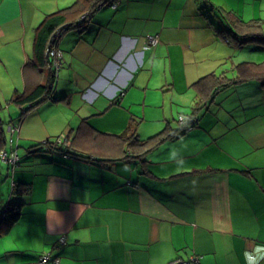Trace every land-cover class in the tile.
Wrapping results in <instances>:
<instances>
[{
	"label": "crops",
	"instance_id": "obj_1",
	"mask_svg": "<svg viewBox=\"0 0 264 264\" xmlns=\"http://www.w3.org/2000/svg\"><path fill=\"white\" fill-rule=\"evenodd\" d=\"M118 1L61 35L57 99L22 115L30 101L14 98L51 69L27 66L36 28L62 0H0L1 152L20 156L16 164L0 158V211L13 198L21 203L20 219L0 236L12 238L0 239V264H32L45 251L59 264H170L193 255V264H264V84L251 78L212 98L193 85L213 72L235 76L246 44L217 32L205 6L237 7ZM241 4L242 19H262L252 1ZM257 59L245 60L264 55ZM176 114L191 121L186 131L124 156L120 135L144 138L140 122L149 119L160 120L157 133L163 122L176 128ZM60 137L91 158L45 144ZM7 190L16 196L6 200Z\"/></svg>",
	"mask_w": 264,
	"mask_h": 264
},
{
	"label": "trees",
	"instance_id": "obj_2",
	"mask_svg": "<svg viewBox=\"0 0 264 264\" xmlns=\"http://www.w3.org/2000/svg\"><path fill=\"white\" fill-rule=\"evenodd\" d=\"M118 0H75L72 4L65 6L49 12L45 15L41 23L36 28V36L34 42V55L27 63V66L36 65L42 66L49 63L51 67L47 74V79L43 83H37L28 87L29 90L17 95L14 100L17 103H23L30 101V106L27 109H23L22 115H24L27 110H30L38 102L51 98L57 99L55 92V82L56 74L55 70L52 68L51 60L47 53V48L51 37L57 32L56 35H62L64 32L71 28L81 29L85 27L83 19H80L81 15L85 12H89L88 18H90L97 9L106 4H113ZM210 10L219 9L222 12V16L231 20L227 29L219 28V32L223 37H226L227 41L235 43V45H244L251 42H256L264 46V33L261 30L262 22L261 19H249L245 20L238 16L235 12L231 10H226L224 7L209 5ZM208 7L207 5L205 8ZM206 9V10H207ZM223 11L227 12L226 15ZM206 13V12H205ZM207 17L209 13L207 12ZM233 22V23H232ZM226 30V31H225ZM157 36V35H156ZM236 74L233 77H229L225 74L209 73L199 80H196L193 85L196 86L199 93H205V95L214 97L217 91L235 83L246 81L251 78H258L264 84V60L261 62L243 60L236 63ZM210 93V94H209ZM188 127L191 125V121L186 124ZM185 127L187 128V126ZM173 128L168 125L162 131L155 133L146 138H140L136 133H127L120 135L123 140L127 143L126 151H124L127 158L128 157H138L144 155L146 152L153 150L159 146L162 142L179 136L181 133L187 129ZM6 143V136L3 129V120L0 116V152ZM45 144H49L50 147L61 150L63 152H68L75 156L91 158V155L81 153V151L73 144V142L66 143L59 142V139L54 141H45ZM128 150L131 153H135L133 156L131 153L128 154ZM0 158L1 153H0ZM20 158V157H19ZM3 160V159H2ZM18 159L16 163L19 161ZM13 163V164H16ZM21 183L15 182L13 186L14 194L19 193L22 190ZM21 203L8 201L0 211V236L2 233L9 231L12 225L20 219L21 216ZM2 223H4L2 225Z\"/></svg>",
	"mask_w": 264,
	"mask_h": 264
},
{
	"label": "rangeland",
	"instance_id": "obj_3",
	"mask_svg": "<svg viewBox=\"0 0 264 264\" xmlns=\"http://www.w3.org/2000/svg\"><path fill=\"white\" fill-rule=\"evenodd\" d=\"M75 0H73L71 3H64L65 1L64 0H62V4L60 5V8H64L65 7V5L66 4H68V5H70V4H72L73 2H74ZM212 1H214V0H212ZM215 1H217L219 4H222V3H229V4H232L233 6H236L237 7V10H238V12H237V14H238V16H240V14L242 13V14H244L245 13V11H242V9H239V2H242V4H241V7L243 8V5H244V3H246V1H252L253 2V5L254 6H256L257 7V14H258V16H261L260 18H262L261 20H260V22H262V28H261V30L263 31L262 33H264V0H215ZM119 2V1H118ZM252 4V3H251ZM68 5H66V6H68ZM223 6V5H222ZM210 7V6H209ZM60 8H58V9H60ZM211 9V7L210 8H208L205 12L207 13H209L210 14V16H211V19L213 20V22L215 23V25L218 27V28H223V25H222V23H224L225 24V27H226V29L228 28V25L230 24V21L231 20H229V19H227L226 17H223L222 16V12L217 8V9H215L214 10V12H212V10H210ZM57 10V9H56ZM226 15H228V13L227 12H225V11H223ZM261 14V15H260ZM88 16H89V12H85V13H83L82 15H81V17H80V19H83V23L86 25V23H87V21H89V18H88ZM233 23V22H232ZM81 29H83V28H81ZM68 31V30H67ZM152 45V44H151ZM156 45V44H155ZM261 45V46H260ZM246 47H240L239 49V52H238V57H236V59H239V60H245V59H248V60H252V59H259L260 60V57H262L263 55H264V46L262 45V44H258V43H254V42H251V43H247L246 45H245ZM262 46H263V48H262ZM261 48V49H260ZM260 49V50H259ZM64 57V56H63ZM257 59V60H258ZM225 65V64H224ZM56 74V77H57V75H58V71L55 73ZM164 89H166V87H164ZM166 91V90H165ZM6 94V92L4 93V95ZM187 109H188V111H187ZM186 110V111H185ZM184 111L185 112H187V113H191L192 112V107L190 108V107H186V109H185ZM161 111H164V109H162ZM167 113H169L170 112V109H169V106L167 107V111H166ZM183 115V114H182ZM181 116V115H180ZM180 116H179V114H176V116H175V119L173 118H171L172 119V125L174 126V127H176V128H178V119L180 118ZM185 117H187L186 115H184ZM5 119L6 118H9V117H7L6 115H4L3 116ZM178 118V119H177ZM159 121L160 120H158V119H149V120H142L141 122H140V125H142V127H141V129H140V132H142V134L143 135H145V136H147L148 137V135L150 136V134L151 133H153V134H155V133H157V131L159 130ZM167 124V122H163V124L161 125L162 126V128H166L168 125H166ZM187 126V125H186ZM191 126V125H190ZM182 127V126H181ZM188 127V126H187ZM183 129H187L186 127H184V128H182V130ZM147 134V135H146ZM145 136H144V138H145ZM167 141V140H166ZM166 141H164V142H166ZM164 142H162L161 144H163ZM160 144V145H161ZM0 164H3V162L0 160ZM5 180H6V178H5ZM4 180V181H5ZM14 194H12L10 191H5L4 193H3V196H4V198H6V200L7 199H11V197L13 196ZM14 196H16V195H14ZM15 199L13 198L12 199V202L14 201ZM0 239H4V241H9V239L11 240L12 238H4V237H0ZM7 239V240H6Z\"/></svg>",
	"mask_w": 264,
	"mask_h": 264
},
{
	"label": "built area",
	"instance_id": "obj_4",
	"mask_svg": "<svg viewBox=\"0 0 264 264\" xmlns=\"http://www.w3.org/2000/svg\"><path fill=\"white\" fill-rule=\"evenodd\" d=\"M117 2L113 3L112 5L115 6ZM57 32L54 33V35L51 37L49 46L47 48V53L49 55V58L51 60L52 68L55 70V73L58 71L59 67L61 66L64 52L59 47V39L61 37L60 35H56ZM149 41L152 45H155L158 43V37L156 35H149ZM179 121L181 124H188L189 118L185 117L184 115H181L179 118ZM59 142L63 141V137L58 138ZM1 157L5 161H9L12 163H16V161L19 159V155L17 152H14L12 154H7L4 152H1ZM60 241L64 242L65 238L61 237ZM199 258L196 255H193L190 259L184 260L181 258H178L174 261H172L170 264H193L194 262L198 261ZM60 257L58 255H54L51 251H45L42 254L38 256L36 260L32 262V264H59Z\"/></svg>",
	"mask_w": 264,
	"mask_h": 264
},
{
	"label": "water",
	"instance_id": "obj_5",
	"mask_svg": "<svg viewBox=\"0 0 264 264\" xmlns=\"http://www.w3.org/2000/svg\"><path fill=\"white\" fill-rule=\"evenodd\" d=\"M39 148V146L38 147H35L34 149H38Z\"/></svg>",
	"mask_w": 264,
	"mask_h": 264
}]
</instances>
